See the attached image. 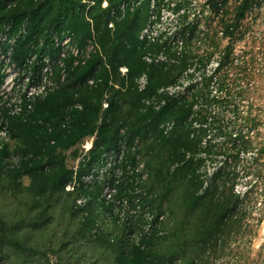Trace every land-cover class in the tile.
<instances>
[{"label": "trees", "instance_id": "trees-1", "mask_svg": "<svg viewBox=\"0 0 264 264\" xmlns=\"http://www.w3.org/2000/svg\"><path fill=\"white\" fill-rule=\"evenodd\" d=\"M103 1L0 0V38L8 26L10 38L17 37L12 61L31 68L36 76L44 56H49L55 60L50 78L56 83L33 101L25 97L18 114L0 106L8 130V139L0 142V264H36L37 259L60 264L51 261L49 253L60 258L66 247L80 243L92 244L106 255L101 263L94 259L87 264H212L243 231L247 209L235 187L245 167L241 156L255 148L243 128L225 124L222 118L231 106V98L221 93L227 89L225 66L232 48L220 51L219 65L209 74L218 31L211 41L209 31L202 34L199 16L205 8L196 13L191 0H175L174 6L169 0H156L159 18L163 5L177 14L179 24L174 31L170 28L173 33L166 31L151 42L140 35L153 0H107V6ZM131 1L138 2L134 9L119 10ZM260 1L239 0L229 21L227 0L207 3L221 16L223 37L231 38ZM192 13L196 17L190 19ZM66 38L68 43L62 44ZM7 49L5 44L3 50ZM161 52L168 61L147 62L148 53ZM30 55H36L35 61L25 64ZM122 66L128 68L125 74ZM215 73H220L216 81ZM143 74L148 84L140 90L137 80ZM4 77L0 73V85ZM186 81L180 93L159 92ZM153 98L164 99V104H148ZM233 112L239 113V106ZM167 121L174 122L169 133L162 128ZM208 127L216 128L231 145L205 143ZM91 138L93 146L85 153L82 145ZM122 140L128 145L122 162L128 178L117 184L114 178L109 181L117 185V196L138 197L153 214L150 231L143 229L142 216L121 221L105 202L107 178L85 182L87 174L103 165L105 153L118 149ZM202 152L211 159L225 156L224 166L207 177L205 188ZM263 153L260 148L250 159L258 161ZM139 160L145 161L148 177L136 182L143 173L128 174L124 168L136 167ZM68 184L73 189L68 190ZM80 197L88 199L85 205L78 203ZM67 214L74 226L59 221ZM59 224L64 233L54 248L47 242H54V225Z\"/></svg>", "mask_w": 264, "mask_h": 264}, {"label": "rangeland", "instance_id": "rangeland-1", "mask_svg": "<svg viewBox=\"0 0 264 264\" xmlns=\"http://www.w3.org/2000/svg\"><path fill=\"white\" fill-rule=\"evenodd\" d=\"M191 1L193 2L191 6L193 10L197 8L196 13L205 8V13L199 16L202 34L204 35L205 32L209 31L211 41L215 36V31H218V35L214 37L218 41V49L207 65L209 73L213 74L219 65L220 51H224L229 45L232 48L228 63L225 66L227 89H224V92L221 93L224 97L231 98V106H229V110L225 109L222 116L224 123L231 124V126L235 125V128H243L247 139L255 147L247 151L246 156H241V165L247 168L244 167L240 171L241 175L235 187V192L240 195L242 204L247 209L243 231L229 244L225 254L212 264H264V153L258 161L250 159L253 156L252 153L259 155V149L264 148V0H261L260 4L248 13L238 31L231 38L223 37L220 27L221 16L211 11L207 0ZM238 1L227 0L226 9L232 11ZM232 16L233 11L228 13L225 18L229 21ZM195 17L192 13L190 19ZM163 18V26L173 28L175 25L174 17L170 12H165ZM203 49L206 50V47ZM215 74L214 81L218 79L220 73L219 75ZM238 91L241 92L240 96L237 95ZM215 92L216 90L213 93ZM235 105L239 106V113L237 114L233 112ZM231 119L232 121H230ZM210 120L211 118L208 122ZM254 120L257 123L256 125H254ZM208 122L205 126L209 125ZM204 141L207 144L211 141L222 148L231 145V143L226 142L225 136L217 133L216 128L208 127ZM207 144H203V146H207ZM200 156L205 159L201 168L205 188L209 183L207 177L211 176L219 167L224 166L225 156L219 154L211 159L209 156L212 155L208 156L206 152H202ZM77 162H71V164L74 165ZM25 182L28 183V179ZM251 188L253 191L247 196L245 191ZM59 221L62 222V225H65V222L72 224V226L75 225V223L70 222L68 214L60 216ZM55 226V230H58L56 231L57 236L54 238V242H47L54 248L59 245V239L62 238L64 233L63 226L60 224ZM73 230L72 227L71 231ZM33 243L35 244V240H33ZM49 257L51 261H59L60 264H87L89 260L94 259H99V263H101L106 255L92 244L80 243L75 248L66 247L61 252L60 258L52 252L49 253ZM35 261L36 264H47L44 260L37 259Z\"/></svg>", "mask_w": 264, "mask_h": 264}, {"label": "built area", "instance_id": "built-area-1", "mask_svg": "<svg viewBox=\"0 0 264 264\" xmlns=\"http://www.w3.org/2000/svg\"><path fill=\"white\" fill-rule=\"evenodd\" d=\"M152 10L150 11L149 21L146 27L143 29L140 38L143 40H148L151 42L157 41L162 38L164 32H168L170 28L163 26V17L165 16V12H170V14L174 17L173 21L175 25L173 26L174 31L179 21L177 20V14L173 12L171 9L167 7H163L161 11V17L159 18L156 8L158 7L156 4V0L152 2ZM108 1H103V6H107ZM138 5V2H124L119 6V10L123 13L131 7L134 9L135 6ZM171 6L175 5V1H172ZM110 26H113V23H110ZM10 26L5 29V32L2 34L0 38V73L5 75L4 81L0 85V106H4L8 113L11 115L18 114L23 109L24 98L30 100H35L37 97L47 94L48 90L56 85V83L50 78L52 75L53 65L55 60L51 59L49 56H44L43 62L45 63L44 66L41 68V71L38 75L33 76V71L31 68L28 70L24 69L22 66H19L17 62L12 61V55L14 51V44L16 42L17 37L9 36ZM173 32L169 31L168 35ZM167 36H165L166 38ZM69 38L64 39L62 44H67ZM176 43L180 46L183 44V41L180 37L176 39ZM7 44L8 49L6 51L3 50V46ZM93 46L88 47V51H90ZM72 52L75 55H78L80 50L77 47H71ZM61 56H65V51L61 54ZM148 63H160L168 61L166 55L161 52L156 55L152 53H148L145 56ZM36 59V55H30L26 58L25 64H32ZM121 71L125 74L128 71L126 66L121 67ZM193 69L190 70L192 72ZM206 71L209 73V69L207 68ZM211 74V73H209ZM198 79H201L200 74H198ZM138 86L140 90H144L148 84V78L146 74H143L138 78ZM196 81V80H195ZM92 83V80H89ZM188 84L186 81L184 84L182 82L177 83L176 85H171L168 87H164L159 89V92H168L169 94L173 93H180L183 91L184 87ZM148 104H152L154 107L159 108L162 104H164V99H155L147 100ZM108 103H104V107H107ZM31 107V104H29ZM174 126L173 121H167L162 124V128L164 129L165 133H169ZM8 139V130L7 125L5 123L3 111L0 108V142L5 141ZM90 140V141H89ZM93 146V139L86 140L82 148L86 153L89 151ZM128 150V145L125 140H122L118 149H111L105 153V160L100 168H95L91 173L85 176V182L91 183L95 180H101L107 178L108 181L106 185H104L102 197L104 198L105 202L112 206L115 213H117L121 221L128 220L131 215H135L138 217L139 215L142 216L145 220V224L143 229L145 231H150L151 229V221L153 219V214L148 210L147 207L141 206L139 204L140 199L137 197L136 199H131L130 196H117L118 188L117 183L121 180H125L128 178V175L124 173L122 168V162L125 158V153ZM253 155V154H252ZM144 163L143 161L139 160L136 167H133L130 164H127L125 172L128 171L130 173H140L142 172L143 175L140 178L139 176L136 177V182H141L147 179V172L144 170ZM97 170V171H96ZM112 178L115 179L116 184H111ZM73 184H68L67 189H73ZM140 189L136 190V193H140ZM238 193L239 191L236 190ZM248 191V189H247ZM245 191V192H247ZM244 192V193H245ZM86 197H80L77 201L80 205H85L87 203ZM133 201V202H132ZM164 216L161 215L160 219H163Z\"/></svg>", "mask_w": 264, "mask_h": 264}]
</instances>
